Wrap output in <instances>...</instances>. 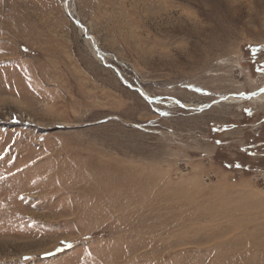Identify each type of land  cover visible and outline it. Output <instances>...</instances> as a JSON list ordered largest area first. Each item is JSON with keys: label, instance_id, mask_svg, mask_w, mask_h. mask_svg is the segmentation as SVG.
Segmentation results:
<instances>
[{"label": "rangeland", "instance_id": "1", "mask_svg": "<svg viewBox=\"0 0 264 264\" xmlns=\"http://www.w3.org/2000/svg\"><path fill=\"white\" fill-rule=\"evenodd\" d=\"M258 92L264 0H0V264H264Z\"/></svg>", "mask_w": 264, "mask_h": 264}, {"label": "bare ground", "instance_id": "2", "mask_svg": "<svg viewBox=\"0 0 264 264\" xmlns=\"http://www.w3.org/2000/svg\"><path fill=\"white\" fill-rule=\"evenodd\" d=\"M82 27V26H81ZM80 27V28H81ZM82 32H83V34L86 32V35H87V38H88V41L90 42V43H92V46L95 48V50L97 51H94V54H95V56L96 57H98L101 61H106L105 60V54L104 53H102L100 50H98L97 49V47H96V43H95V41H94V38L91 36V35H89V33L84 29V28H82V30H81ZM140 92V91H139ZM141 94H143L142 92H140ZM264 97V92H258L257 94H254V95H252V98H254V99H261V98H263ZM224 99V98H223ZM227 100V99H226ZM240 100V99H239ZM182 105V104H181ZM183 106V108H185V105H182Z\"/></svg>", "mask_w": 264, "mask_h": 264}, {"label": "water", "instance_id": "3", "mask_svg": "<svg viewBox=\"0 0 264 264\" xmlns=\"http://www.w3.org/2000/svg\"><path fill=\"white\" fill-rule=\"evenodd\" d=\"M76 23V25L80 28L81 27V25H79V23L76 21L75 22ZM81 30V29H80ZM96 51V50H95ZM97 52V51H96ZM252 96V94L251 95H246V97H251ZM245 97V96H244ZM220 101H216V102H213V103H211V104H209L208 106H207V108L208 107H210V106H212V105H214V104H217V103H219Z\"/></svg>", "mask_w": 264, "mask_h": 264}]
</instances>
